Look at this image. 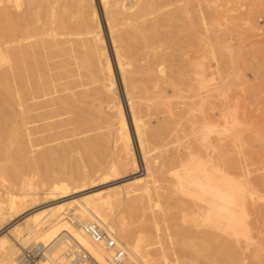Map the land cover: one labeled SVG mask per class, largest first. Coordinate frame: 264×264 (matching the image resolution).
I'll return each instance as SVG.
<instances>
[{"label": "bare ground", "instance_id": "bare-ground-1", "mask_svg": "<svg viewBox=\"0 0 264 264\" xmlns=\"http://www.w3.org/2000/svg\"><path fill=\"white\" fill-rule=\"evenodd\" d=\"M189 1L193 3L189 2V5L186 0V5L190 6L187 8L186 5L177 6V0H0V153L5 152H2L3 148H6L3 139L5 141L7 138L11 145L16 146L17 153L22 154L21 159L17 160L11 153L9 159L12 160L13 157L12 162L20 163L19 167L22 169L28 164L39 167L38 159L32 156L33 147L37 145H33L31 133L20 129L21 124L24 126L32 119L27 116L28 112L35 110L39 111L35 116L45 122V127L56 131L54 137L69 139L83 136L59 146L58 149H62L64 153L67 150L91 151L100 147L106 150L94 165V168H97L96 174L100 173L101 177L118 178L122 171L127 170L131 171L130 176L142 174V177L139 176L131 183L121 185L122 188L119 186L120 189L115 194L99 192L85 197V201L74 197V194L85 189L80 186L72 188L66 181L53 184L49 191H43L42 196L30 194L26 197L11 198L9 205L2 208L7 214H0L3 215L0 220L8 219L7 226L37 206L46 203L50 205L29 212L30 215H26L23 223L12 224L10 231L1 237L0 255L2 260L6 261L5 264H20L21 261L22 254L20 255V249L15 245V241V244L13 243L12 238L21 239L22 244L29 243L31 248L41 245L44 249L41 264H72L71 255L78 246L89 251L101 264H111L109 254L103 247L95 245L84 231V226L92 223L99 224L114 235L119 243H123L130 264H169L167 250L162 242L164 238L157 222L160 218L157 214H164L162 201L174 208L192 209L193 214L201 220L199 223L207 227L204 232L191 228L187 231L193 236L191 245H213L218 239L215 231H221L228 235L229 239L233 236L234 246H230L232 253L238 258L244 255L253 240L250 229L252 226H249L247 220V195L254 192L248 183L237 181L238 179L228 175L230 173H225L222 170L225 168L221 169L223 164L221 165L220 161L217 164L220 160L217 156L219 142H216L213 136L217 132L215 114L218 113L210 115L215 112V97L213 104L210 100L216 87L214 88L213 84V88L206 89L208 93L203 96L200 95L203 91L199 93L196 88L198 91L195 92V88L191 87L195 92L191 94L188 89L192 86L189 83L192 82L186 79L188 76L181 77L187 82L181 85L183 81L173 74L175 68L168 64L172 63L170 57L173 56L168 50L174 46L170 45L173 44L169 38L170 30L177 23L184 24L186 16L189 21L187 31L191 30L187 33L193 36V45H196V50H191L192 54L196 53L193 60L196 68L194 75L198 81L204 77L199 71V53L206 20L202 13L201 0ZM174 5L177 8L170 10ZM189 8L192 10H188ZM100 9L109 32L115 65L124 88V94H121L125 96L126 107L131 115L129 117L135 131L141 162L136 156L132 131L129 128L128 116H125V108L122 107L120 92L116 90V71L108 53ZM179 28L183 30L185 27ZM173 33L179 34L176 31ZM186 34L185 38L188 37ZM193 39L191 38L192 41ZM177 40L173 41L174 44ZM179 40L176 42L178 45L181 42V39ZM183 41V44L187 43V40ZM181 45L174 49L180 51L179 48L184 46ZM187 45L185 44L186 47ZM180 55L182 60H177L185 63L182 52ZM185 57L188 56L185 54ZM185 64L188 66L189 62ZM180 66L179 70H176L177 73L183 69ZM187 70L194 71L188 68ZM186 72L185 69L183 75ZM209 75L210 73L207 77ZM178 79L181 82H178ZM183 88L189 93L188 96L184 94L186 91ZM174 99L180 102L175 103ZM206 99H210L209 107L213 111L210 109V114L204 113L202 118H192L193 111H197L194 107L202 106ZM209 101L204 103L209 104ZM16 105L24 108L23 114L18 116ZM160 106L165 108L162 113L158 111ZM153 109L157 110V114ZM158 113H161L160 116ZM17 116L21 119V124L15 130L12 127V132L8 133L12 129L9 119ZM153 116L159 120L156 127L149 126L152 122H144V117H151L152 120ZM103 128L106 129L105 133L93 135ZM200 132L202 135H199ZM22 134L28 137V145L19 138ZM195 134L199 135V140L196 141L200 143H197L196 147L186 142H191L192 139L189 141L188 138ZM101 135L106 140L103 139V142L99 143ZM111 135H114L113 151L107 147L111 142ZM173 137L176 142L181 143L184 139L182 148L186 143L184 149L190 157L189 159L187 156V163L182 158L181 151L177 153L178 150H175V155L160 159L157 157L152 161L151 154L149 156L151 149L174 144ZM149 143L155 146L152 148ZM192 143H196L195 140ZM149 147L151 149H148ZM222 148L226 150L227 147ZM227 151L229 153L228 149ZM174 162L180 164L177 163L181 166V171L180 168L175 169L177 167ZM170 166L174 167L175 171L168 170ZM156 176L168 177L166 181L174 192H181L191 200L178 198L180 193L173 195L172 192L170 195L171 187L169 195H164L165 192L157 188ZM38 201L39 204L33 207ZM158 202L161 207H158ZM116 204L140 209L144 214L149 211L148 214H152L149 221L154 222V232H146L145 229L136 234L127 232L124 217L116 220L115 216L108 212V209H112ZM30 206L33 208L28 209ZM157 207L161 212H157ZM194 224L196 227L200 226ZM242 238L246 247L241 244ZM166 239L173 247L175 239L171 235ZM179 261L172 264H181Z\"/></svg>", "mask_w": 264, "mask_h": 264}, {"label": "rangeland", "instance_id": "rangeland-1", "mask_svg": "<svg viewBox=\"0 0 264 264\" xmlns=\"http://www.w3.org/2000/svg\"><path fill=\"white\" fill-rule=\"evenodd\" d=\"M97 1V0H96ZM179 5L177 6H185L186 0H177ZM188 4L193 1L187 0ZM190 2V3H189ZM176 3V4H178ZM191 3V4H192ZM201 9L204 16V19L206 20V26L202 29V40L200 43V68L199 71L203 74V79L201 81H198L195 74L196 68L194 65V58H196V53L191 52V50H196V45L194 44L193 36L189 35L187 32H191V30H188V24L189 21L187 17L185 16V22L177 23L172 27V30H170L169 38L171 43V46L173 47L169 48V53L173 56H171V62L168 63L175 68L173 70V74L175 76H179L178 78L181 79V77L188 76L186 78L189 82L191 81L192 86L195 88V92L198 91L201 96L207 95L208 90L211 88H215V92L213 93V96L211 97L212 100L206 99L207 101L213 102L215 97V112L209 113L211 103L209 101L208 103L206 100L203 102V105L200 107H194V110L192 114L193 117H203L204 113L206 114H215L218 113V115L215 114V119L217 118V132L216 135L213 136L214 140L218 143V151L217 156L220 158V164L222 169L225 173L228 174L230 177L234 178L237 181H241L242 183H248L250 185V188H252V191L254 194L247 195L248 199V207H249V214H248V223L249 226H252V242L249 243L248 249L245 250L244 255L240 258H238L234 253L231 251V244H233V236L225 235L221 231H215V235L218 239H216L215 243L213 242V245L210 243L205 246H199V245H191L190 240L192 239V235L187 233V231L191 228L192 230L198 229L200 232H204L207 230V227L205 225H201L199 222L198 217L193 214V210H189L186 208L185 210L180 209L179 207H173L171 205L164 204L163 201L161 202V206H163L164 214H162L160 208L161 207L159 202V206L155 209H157L158 213L157 215L160 216L157 217L158 227L161 229V234L163 235V245L166 247L167 250V256L169 259V264H172L175 261L181 262V264H264V0H201ZM98 7H99V1H98ZM178 7V8H179ZM186 7H190L187 6ZM174 8H177L176 5L170 7V10H174ZM193 8V5H192ZM192 8L188 10H192ZM102 16V17H101ZM100 17L102 19L103 29H104V36L106 37V43L108 47V53L110 55L111 61L113 66L115 67V77H116V90L119 93V96L121 97L122 107L124 109V112L126 113L125 116H128V124L132 135V142L134 145L135 152L137 153L136 156L140 160L139 156V149L137 145V139L135 136V131L133 128V125H131V120L129 116V109L126 107L127 103L125 100V96L123 95L124 88L121 81V77L119 75V72L117 71L116 59H114L115 55L112 51L113 47L110 43V36L109 32L107 31V27L105 24V21L103 20V14L101 15V9H100ZM187 24V27L186 25ZM177 29H173V28ZM179 27H185L183 30H181ZM203 27V26H202ZM208 27V28H207ZM212 27V28H211ZM179 28V29H178ZM210 28V29H209ZM209 29V30H208ZM180 30L182 32H180ZM185 30V31H184ZM106 31V32H105ZM179 34L183 33V37L180 34H176L179 39H181L180 44H176V42L180 41L176 35H174L175 32ZM178 31V32H177ZM205 31V32H204ZM212 31V32H211ZM220 32V33H219ZM187 33V34H186ZM173 34V35H172ZM188 35L191 38L188 39L185 38ZM191 34V33H190ZM204 34V35H203ZM176 36V37H175ZM175 37V38H174ZM187 40V43L185 44L191 45L190 47L187 45L185 46L184 39ZM108 38V39H107ZM172 38V39H171ZM178 39V40H177ZM175 44L173 41H175ZM183 41V42H182ZM188 41H191L188 43ZM187 50H185V47ZM181 45L183 47H180L179 50L178 47ZM218 46V47H217ZM112 47V48H111ZM202 47V48H201ZM205 47V48H204ZM176 48V49H174ZM190 48V49H189ZM193 48V49H192ZM174 49V50H173ZM183 49V52L181 51ZM190 51H189V50ZM216 51V52H215ZM219 51V52H218ZM179 52V54L177 53ZM181 52H182V58L183 62H189V65L187 66L185 63H181ZM190 52V53H189ZM112 53V54H111ZM188 57H185V54ZM191 54V55H190ZM209 54V55H208ZM175 55V57H174ZM193 55V56H192ZM184 56V57H183ZM195 56V57H194ZM172 57L176 59H172ZM177 58L181 59L180 62L177 60ZM185 58V59H184ZM189 60H187V59ZM176 60V61H172ZM186 60V61H184ZM191 60V61H190ZM193 61V62H192ZM192 62V63H191ZM175 63V64H174ZM181 65V66H180ZM179 66L181 68L186 69V74L192 75H186L182 72L180 68V74L176 72V70H179ZM190 66V68H189ZM188 69H194V73L188 72ZM205 69H204V68ZM170 68V69H171ZM207 69V70H206ZM172 70V69H171ZM177 73L175 74L174 73ZM213 71V73H212ZM210 73L209 77L208 74ZM120 77V78H119ZM181 80L183 82H181ZM178 79V82L187 83L185 82V79ZM196 81V82H195ZM195 82V84H193ZM198 82V83H197ZM212 83V84H211ZM183 84V85H184ZM197 84V86H195ZM214 84V85H213ZM187 85V84H186ZM213 85V86H212ZM120 87V88H119ZM183 87V86H182ZM122 88V89H121ZM188 88V86L186 87ZM188 89V92L193 94L194 88L192 91ZM196 88L198 90H196ZM186 93V96H188V92L185 88H183ZM208 89V90H206ZM171 91V89L169 88ZM206 90V93H205ZM123 93V94H121ZM179 100V98H176ZM174 99V101L176 100ZM125 100V101H124ZM175 101V103L180 101ZM182 100V99H181ZM213 104V103H212ZM210 106V107H209ZM15 107V106H14ZM181 110L183 108L181 106ZM164 107L160 106L158 107V111H164ZM217 108V110H216ZM16 112L19 115L24 113V108L20 105H16L15 107ZM163 109V110H160ZM207 109V110H206ZM26 110V109H25ZM154 110V109H153ZM211 111H213L211 109ZM217 111V112H216ZM220 111V112H219ZM39 111H29L27 116L32 117V119L28 120V123L26 125H22L21 119L12 118L9 119V124L11 125V128L13 127L14 130L19 127L21 124V130L26 129L28 133H31V139L33 140V145H37L33 147L32 156L36 157L39 161V167H34V165H27L24 166L23 169L19 166L17 162H12V160L9 159L10 155H14V159L20 160L22 157V154L18 152V149H16V146L11 145V143L5 138V141L3 139V143L6 146V148H3L4 150L0 153V214L6 215L4 211H2V208L4 206L9 205V202L11 198L13 197H26V195H43V191H49L50 187L54 184L57 185L59 183H62L63 181L68 182L72 188H76L77 186H80L82 189L81 192H78L77 194H74V197L79 199L80 201H85V197L89 195H93L95 193H111L115 194L118 189H120L121 185H125V183H131L135 179L139 178L140 174L130 176L131 171H122L118 178L116 177H106V176H100V173H97V168H94V165L97 162V159L100 158L104 153L103 151H106L102 147L97 148L95 150L87 151V150H67L65 153L62 151V149L59 146L62 144H66L69 141H74L78 138L82 137H76V138H69V139H58L54 136L56 131L50 130L45 127V122L41 121L39 118H37L35 115ZM153 112V111H152ZM154 112L157 114V110H154ZM6 113V112H5ZM162 113V112H161ZM161 113H158L159 116ZM220 113V114H219ZM7 114V113H6ZM195 114V115H194ZM194 115V116H193ZM201 117V118H202ZM221 117V118H220ZM151 118V117H150ZM149 117H144V122H147L150 127H156L157 117L153 116L152 120ZM150 119V120H149ZM219 119V120H218ZM155 120V121H154ZM200 120V118L198 119ZM203 121V119H201ZM200 121V123H201ZM220 126H219V125ZM227 124V126H226ZM226 126V127H225ZM223 127V128H222ZM228 127V128H227ZM9 131L8 133H11ZM220 131H219V129ZM226 130V131H225ZM106 129L98 130L97 132H94L93 135L96 134H102L105 133ZM199 135H202L201 132ZM199 135H196V138L194 139V135L191 136V138L188 140L192 141L187 142V144H193V146H198L199 140L197 137ZM98 136V135H97ZM201 137V136H200ZM19 138L28 145V137H25L22 135L19 136ZM103 135L99 138V143L103 142ZM176 138H172V142H174ZM182 139V138H181ZM186 140V139H185ZM193 140H195L196 143H192ZM219 140V141H218ZM7 141V142H6ZM109 147L114 150V135L110 136ZM9 142V143H8ZM185 142L184 139L182 140V143ZM180 142H174V144H170L165 146H162V148L153 150L154 146L149 143L148 149H151V153H149L150 158H166V156H172L175 155L176 151L177 153L180 152L182 155V158H184L185 163H187L188 158L190 157L187 155L186 150L184 147L182 148L183 144ZM198 143V144H197ZM229 143V144H228ZM180 144V145H179ZM221 144V145H219ZM224 144V145H222ZM106 146V145H105ZM222 146L227 147L223 149ZM221 147V149H220ZM199 148V147H198ZM181 149V150H180ZM229 150V153L227 151ZM2 150V149H1ZM138 150V151H137ZM176 150V151H175ZM185 150V151H184ZM150 151V150H148ZM1 152V151H0ZM12 153V154H11ZM228 154V155H227ZM101 155V156H100ZM188 156V158H187ZM204 156V155H203ZM150 159V160H151ZM187 160V161H186ZM14 161V160H13ZM18 165H16V164ZM177 168L176 170L181 171V166L178 162H174ZM173 163V164H174ZM177 163L179 165H177ZM173 164L171 166H173ZM18 166V167H17ZM170 166V167H171ZM220 165H218L219 167ZM174 170V167L168 168ZM227 169V171H226ZM18 170V171H17ZM66 174V175H65ZM142 177V176H140ZM157 178V188L160 189L161 192H165L164 195H169L170 187L168 182L166 181V177L156 176ZM159 177V178H158ZM117 179V180H115ZM248 180V181H247ZM254 184V185H253ZM120 186V187H119ZM256 187V188H255ZM122 188V187H121ZM168 189V191H167ZM171 193L173 192V195H176V193H180L178 196H175V198H184L188 200V196L184 195L181 192H177L172 189L171 187ZM75 191V189H74ZM167 193V194H166ZM175 193V194H174ZM249 197V198H248ZM189 200L191 198L189 197ZM188 200V201H189ZM39 204V201L34 203L32 205L33 207H36ZM157 205V203H155ZM50 205V203L43 204L41 206H37L36 208L29 211L32 213V211H36L37 209H44ZM32 206L28 207V209L33 208ZM36 209V210H35ZM8 212V211H7ZM20 216L17 220L12 223L13 225H20L25 221V218L28 216V213ZM108 212L110 214H113L115 216V219L118 220L119 218H123L126 222L125 230L131 234H136L140 230L145 229L146 232L153 233L154 231V222L149 221V219H152V214L149 211L147 214H144L143 211L133 207L130 208V206H125L124 204L119 205L116 204L112 209H108ZM29 213V215H30ZM3 215H0L3 217ZM27 215V216H26ZM146 217H144V216ZM149 215V216H148ZM24 216V217H23ZM5 219V220H4ZM0 220V239L1 237H4L8 231H10V227L7 218H4ZM22 219V220H21ZM3 220V221H2ZM68 220V219H67ZM197 220V221H196ZM193 221V222H191ZM153 224H152V223ZM200 224V226L196 227V224ZM193 224V225H191ZM5 227V228H4ZM196 227V228H195ZM3 229V230H2ZM5 229V230H4ZM222 235H221V234ZM2 235V236H1ZM120 237L121 232L119 233ZM168 235H171L175 239L174 246L172 247L169 245V241H167ZM220 235V236H219ZM166 237V238H165ZM203 238L205 236L203 235ZM222 238V239H221ZM225 238V239H223ZM166 239V240H165ZM13 243L15 242L20 249V255L24 253L25 250L30 249V244H22V240L17 238H12ZM123 240V238H122ZM221 240V242H220ZM228 240V242H227ZM242 246L244 244V247H246L244 239H241ZM15 241V242H14ZM18 241V242H17ZM21 241V242H20ZM226 242V243H225ZM230 242V243H229ZM232 242V243H231ZM21 243V244H20ZM21 246H20V245ZM221 244V248H220ZM228 244V245H227ZM217 245V247H216ZM225 246V247H224ZM234 246V244H233ZM207 247V248H206ZM213 247V248H212ZM243 247V249H244ZM263 247V248H262ZM24 248V249H23ZM225 248V249H223ZM33 249H36L40 254V259L42 261L44 249L41 247V245L35 246ZM157 249V248H156ZM154 249V251L156 250ZM218 249V250H217ZM250 250V251H249ZM230 251V252H229ZM254 251V252H253ZM247 254V255H246ZM233 255V256H232ZM262 257V258H260ZM190 260L189 262L186 260ZM247 259V260H246ZM263 259V260H262ZM193 262H192V261ZM196 260V262H194ZM234 260V262H233ZM242 260V261H241ZM5 260H2V256L0 255V264H5ZM188 262V263H187Z\"/></svg>", "mask_w": 264, "mask_h": 264}, {"label": "built area", "instance_id": "built-area-1", "mask_svg": "<svg viewBox=\"0 0 264 264\" xmlns=\"http://www.w3.org/2000/svg\"><path fill=\"white\" fill-rule=\"evenodd\" d=\"M84 231L95 245L103 247L109 254L111 264H130L123 243H119L115 236L106 229L99 224L92 223L84 226ZM71 258L72 264H101L89 251L81 246L74 249ZM20 264H41L39 252L33 248L25 250L21 256Z\"/></svg>", "mask_w": 264, "mask_h": 264}]
</instances>
